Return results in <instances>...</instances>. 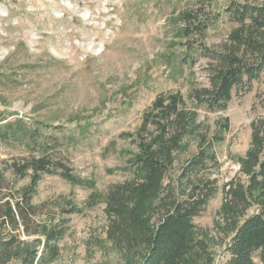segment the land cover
<instances>
[{
    "label": "rangeland",
    "instance_id": "1",
    "mask_svg": "<svg viewBox=\"0 0 264 264\" xmlns=\"http://www.w3.org/2000/svg\"><path fill=\"white\" fill-rule=\"evenodd\" d=\"M228 1L0 0V173L14 189L28 183L17 181L9 165L38 155L30 149V133L38 130L39 143L57 140L49 154L69 176H43L33 198L44 206L42 223L66 221L59 256L49 264L138 263L106 241L104 199L111 185L131 177L142 114L166 93L182 96L196 126L169 177L176 182L198 154L196 135L213 143L200 176L214 180L217 191L193 218V238L207 244L212 264H227L222 186L240 177L251 123L264 118V77L245 94L234 93L223 111L194 107L189 96L207 84L209 63L200 51L219 50L234 27L223 12ZM192 10L214 17L201 38L181 31V14ZM92 197L94 207L64 213L83 209ZM258 255L253 260L262 264Z\"/></svg>",
    "mask_w": 264,
    "mask_h": 264
},
{
    "label": "trees",
    "instance_id": "2",
    "mask_svg": "<svg viewBox=\"0 0 264 264\" xmlns=\"http://www.w3.org/2000/svg\"><path fill=\"white\" fill-rule=\"evenodd\" d=\"M223 12L234 27L219 50L200 51L209 63L207 84L194 88L189 96L194 107L212 111L226 110L234 93L245 94L252 82L264 77V3L229 0ZM180 18L186 38H201L214 19L194 10ZM250 127V148L240 160V177L222 186L219 214L227 264H255V254L264 264V118ZM195 128V113L179 93L158 95L143 112L136 131L137 152L128 162L131 177L106 192L105 239L125 257H135L137 264L213 262L207 244L193 238V218L205 211L217 191L214 180L200 176L206 159L213 157V143L205 134L196 135L199 152L177 181L169 177L176 154L185 149L184 141L195 134ZM39 137L38 130L30 133V149L37 156L9 165L17 181L28 178L26 185L14 189L0 173V264L13 260L49 264L59 256L66 221L42 223L38 218L44 206L33 198L43 176L62 175L66 168L49 154L57 140L39 143ZM63 176L69 177L65 172ZM90 199L83 209L63 211L81 213L98 203ZM23 237L38 238L26 243Z\"/></svg>",
    "mask_w": 264,
    "mask_h": 264
}]
</instances>
